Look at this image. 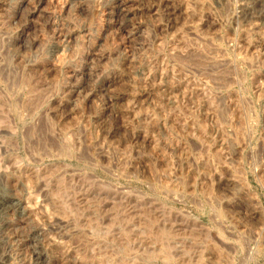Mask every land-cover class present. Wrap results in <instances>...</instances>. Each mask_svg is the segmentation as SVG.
Returning a JSON list of instances; mask_svg holds the SVG:
<instances>
[{
	"label": "rangeland",
	"instance_id": "374dc122",
	"mask_svg": "<svg viewBox=\"0 0 264 264\" xmlns=\"http://www.w3.org/2000/svg\"><path fill=\"white\" fill-rule=\"evenodd\" d=\"M34 263L264 264V0H0V264Z\"/></svg>",
	"mask_w": 264,
	"mask_h": 264
},
{
	"label": "bare ground",
	"instance_id": "6f19581e",
	"mask_svg": "<svg viewBox=\"0 0 264 264\" xmlns=\"http://www.w3.org/2000/svg\"><path fill=\"white\" fill-rule=\"evenodd\" d=\"M127 10H128V9H127ZM123 15H124V14H123ZM13 200H14V199H13ZM9 201H10V200H9ZM9 201H8V202H9ZM13 202H14V201H13ZM13 202H11V204H12ZM15 203H16V202H15ZM36 251H37V250H36ZM37 253H38V252H37ZM38 255H39V254H38ZM38 255H37V256H38ZM35 256H36V255H35ZM37 256H36V257H37ZM36 257H35V258H36ZM39 258H40V257H39ZM38 260H39V259H38ZM35 262H36V261H35ZM34 264H35V263H34Z\"/></svg>",
	"mask_w": 264,
	"mask_h": 264
}]
</instances>
